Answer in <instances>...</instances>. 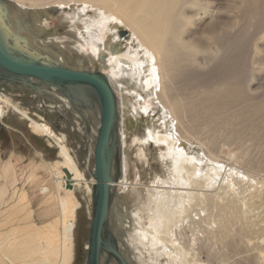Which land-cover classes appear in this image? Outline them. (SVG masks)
Listing matches in <instances>:
<instances>
[{
  "label": "bare ground",
  "instance_id": "6f19581e",
  "mask_svg": "<svg viewBox=\"0 0 264 264\" xmlns=\"http://www.w3.org/2000/svg\"><path fill=\"white\" fill-rule=\"evenodd\" d=\"M8 1L12 32L17 28L31 47L63 65L70 52L77 62L71 68L102 61L99 70L118 96L122 157L109 223L128 264H264V90L256 79L264 68L244 63L253 54L264 60V33L244 56L240 41L250 26L264 30V0ZM51 11L62 29L53 35L47 32ZM118 33L129 39L122 52ZM4 90L0 86V126L7 112L16 113L58 149L52 172L60 216L22 237L4 234L0 251L10 264H70L75 194L84 188L91 196L95 182L98 106H79L54 87L13 88L58 116L55 131ZM156 113L141 134L128 137L121 126ZM67 133L79 139L88 177L66 144ZM127 139L139 157L144 147L156 150L160 173L144 192L128 191Z\"/></svg>",
  "mask_w": 264,
  "mask_h": 264
},
{
  "label": "rangeland",
  "instance_id": "374dc122",
  "mask_svg": "<svg viewBox=\"0 0 264 264\" xmlns=\"http://www.w3.org/2000/svg\"><path fill=\"white\" fill-rule=\"evenodd\" d=\"M47 10L49 9L47 8ZM54 12L55 11H51L47 14L49 18V15L53 16L51 21L50 19L48 20L50 22V29H47V32L52 35L60 28L58 24V21L60 20L56 17L58 14L57 12H55L56 14ZM39 18L42 19L40 16ZM60 31H62V29H59L57 32ZM229 32L232 37H234L233 29H230ZM259 32L260 31H257L255 26H250L248 29L243 30L242 35L244 38L240 40L242 41L241 49L243 56L250 49V47L253 48L256 43L260 42L259 38L262 36V33H264V30L261 33ZM118 37L121 43L117 46V48L122 52L123 49L126 48L125 43H127L129 39L125 37V35L120 36L119 33ZM67 54L70 60L65 58L64 62L66 66H75L77 62L73 57L74 55L68 51ZM260 56L261 54H253L250 58L247 57L244 60V63L253 64L255 62L256 67L262 66L264 68V60H261L262 58ZM260 62L263 64H259L258 66V63ZM100 64H102V61H99L96 64L97 66L87 64V67H84V69L99 70ZM256 79L258 84L263 86L261 90H264V72L257 73ZM13 88L15 87L9 89L5 88L4 90L13 103L19 107H24L30 112L41 115L44 121L50 123L55 131L60 130L59 126L54 121L55 119L59 120L57 115L54 116V114L45 110L44 104L40 107L39 103L37 104L33 99L34 97H32V94L16 92L12 90ZM124 92L126 94V91ZM42 102L46 103V100L42 99ZM4 111L6 110L4 109ZM1 112L3 114V111ZM157 116L158 113L154 116L151 115L147 118V121L143 118H139L138 122H128V120H125V123H122L121 126H123L125 131H127L128 137L130 135L134 136V134L137 135L143 133V130L146 127L144 124L146 122H151L152 118V120L156 119ZM3 123L4 124H1L0 127V242L4 238V234H14L17 237H22L21 234L25 231V229L34 231L46 222L53 221L60 216L57 201L55 199V193H57L54 183L55 177L52 172L53 168L56 167L54 162L59 159L58 149L50 145L47 142L46 137L41 133L34 132L30 129L27 122L23 120L20 121L16 113L12 114L11 112H7V116L3 117ZM6 125H12L14 129H10ZM84 136L83 140L89 139L88 134L85 132ZM127 143L126 150L129 156V181L133 184L129 186L128 191L131 189L139 191L140 189V192H144V185L149 184L151 177H153L155 173H160V165L158 160L155 158L156 150L151 146L146 148L144 147V153L139 157L137 145H132L133 143H131L128 139ZM66 144L70 148L72 155L78 157L80 169L88 177V167L85 166L82 151L78 147L79 139H76L74 135L72 136L67 133ZM121 155L122 154L120 153V161L122 157ZM136 157L138 159H136ZM6 165L7 168H5ZM135 173H139L141 178H133ZM135 184L138 185L135 186ZM43 188L48 191L42 192ZM24 195L25 198L21 202L20 198ZM126 195L127 199L131 201L133 195L129 192L127 193V191ZM75 196L78 204L75 209L76 221L72 240L70 264H84L88 241L89 222L92 215V201L91 196L86 193L84 188H80V190L76 191ZM23 257L24 256H22V258ZM25 258L27 259V257ZM29 261H32L31 258H29ZM2 263L10 264L3 257L2 251H0V264ZM110 264L118 263L112 261Z\"/></svg>",
  "mask_w": 264,
  "mask_h": 264
},
{
  "label": "water",
  "instance_id": "95a60500",
  "mask_svg": "<svg viewBox=\"0 0 264 264\" xmlns=\"http://www.w3.org/2000/svg\"><path fill=\"white\" fill-rule=\"evenodd\" d=\"M9 3L12 4L0 0V86L21 85L35 91L43 86L54 87L79 106H98L100 123L93 147L92 172L95 182L84 263L110 264L114 259L118 264H128L109 223L116 189L113 183L120 176L118 96L102 71L63 65L49 53L31 47L17 28L12 32V25L7 22L13 13Z\"/></svg>",
  "mask_w": 264,
  "mask_h": 264
},
{
  "label": "flooded vegetation",
  "instance_id": "af4514ba",
  "mask_svg": "<svg viewBox=\"0 0 264 264\" xmlns=\"http://www.w3.org/2000/svg\"><path fill=\"white\" fill-rule=\"evenodd\" d=\"M10 86H12V85H10V84L3 85L4 88H8V87H10ZM13 86H14V87H23V86H21V85H13ZM24 88H26V87H24Z\"/></svg>",
  "mask_w": 264,
  "mask_h": 264
}]
</instances>
